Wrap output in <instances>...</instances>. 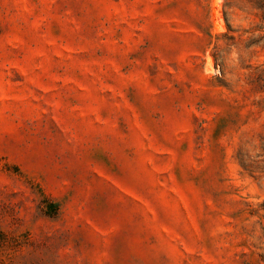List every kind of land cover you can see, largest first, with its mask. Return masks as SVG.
Instances as JSON below:
<instances>
[{
  "label": "rangeland",
  "instance_id": "obj_1",
  "mask_svg": "<svg viewBox=\"0 0 264 264\" xmlns=\"http://www.w3.org/2000/svg\"><path fill=\"white\" fill-rule=\"evenodd\" d=\"M0 264H264V0H0Z\"/></svg>",
  "mask_w": 264,
  "mask_h": 264
}]
</instances>
